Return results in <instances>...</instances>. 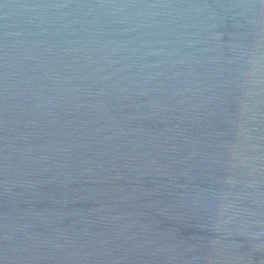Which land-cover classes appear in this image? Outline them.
<instances>
[{
	"label": "water",
	"instance_id": "water-1",
	"mask_svg": "<svg viewBox=\"0 0 264 264\" xmlns=\"http://www.w3.org/2000/svg\"><path fill=\"white\" fill-rule=\"evenodd\" d=\"M0 264H264V0H0Z\"/></svg>",
	"mask_w": 264,
	"mask_h": 264
}]
</instances>
